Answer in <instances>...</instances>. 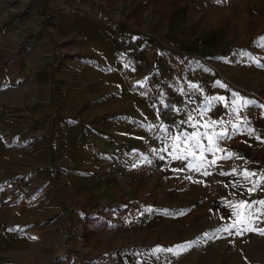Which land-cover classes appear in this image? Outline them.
Wrapping results in <instances>:
<instances>
[{"label": "rangeland", "instance_id": "374dc122", "mask_svg": "<svg viewBox=\"0 0 264 264\" xmlns=\"http://www.w3.org/2000/svg\"><path fill=\"white\" fill-rule=\"evenodd\" d=\"M262 37L264 0H0V264H264Z\"/></svg>", "mask_w": 264, "mask_h": 264}, {"label": "snow or ice", "instance_id": "6c2138e0", "mask_svg": "<svg viewBox=\"0 0 264 264\" xmlns=\"http://www.w3.org/2000/svg\"><path fill=\"white\" fill-rule=\"evenodd\" d=\"M260 39L262 41H264V37H262ZM217 83L219 84V81H217ZM221 87H224V85H221ZM221 99H223V97H221ZM245 103H251V101H245ZM199 135H207V134L206 133H200ZM224 135H225V133H220V134H218V138L222 139ZM197 136H198L197 133H193V134L189 135L186 139L187 140H193ZM179 139H180L179 137L176 138V140H179ZM211 139L212 138L209 137L210 141H211ZM178 147H179L178 144H174V148H178ZM195 148L198 149L201 152V154L204 151H210V149L202 148L201 145L198 142L195 143ZM164 150L166 151L167 149H164ZM189 155L194 157L195 153H189ZM174 158L175 159H187L188 157H185V156L181 155V156L174 157ZM194 170L195 171H200V168L199 167H194ZM204 174L205 175H209L210 173L205 171ZM258 203L264 205V201H259ZM251 208H252L251 204H247V203L244 204V213H243V215L245 217V220H240L239 221L240 224H244L246 222V218L248 216H254V218L259 219L258 216H255V214L251 212ZM234 215H235V213H234ZM236 226H237L236 223H230V224L222 227L221 229H217V231H229V229H234V228H236ZM252 231L257 232L260 235H264V228H254V227H245V228H243L242 231H239L236 234L243 235L245 232H252ZM205 235L207 236V233H205ZM193 243H195V242H186L185 245H176L175 247L182 252V251H186L187 247H190ZM157 250H159V249H157ZM166 251H170L171 252V251H173V249L169 248V249H166Z\"/></svg>", "mask_w": 264, "mask_h": 264}, {"label": "crops", "instance_id": "0c3cea01", "mask_svg": "<svg viewBox=\"0 0 264 264\" xmlns=\"http://www.w3.org/2000/svg\"><path fill=\"white\" fill-rule=\"evenodd\" d=\"M261 83L262 84L260 86H258V90L260 91V93L262 94L263 99H264V75H263V79H262ZM254 100H256V99H254ZM254 100H253V102L257 103L259 105V107L258 108H255V106H252L251 107L252 108L251 111H252L253 114L256 113V116H257V119H256L257 125H260L261 122H263V127H264V105H262V104H260V103H258L256 101H254ZM256 109H257V111H256ZM260 114L262 115V119H260V117H259Z\"/></svg>", "mask_w": 264, "mask_h": 264}, {"label": "built area", "instance_id": "2783aa9c", "mask_svg": "<svg viewBox=\"0 0 264 264\" xmlns=\"http://www.w3.org/2000/svg\"><path fill=\"white\" fill-rule=\"evenodd\" d=\"M252 94H254V93H252Z\"/></svg>", "mask_w": 264, "mask_h": 264}]
</instances>
